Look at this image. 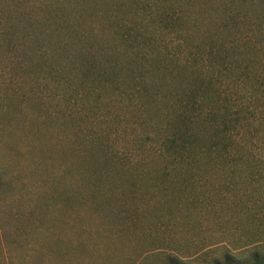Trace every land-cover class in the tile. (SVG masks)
Segmentation results:
<instances>
[{"label":"trees","instance_id":"trees-1","mask_svg":"<svg viewBox=\"0 0 264 264\" xmlns=\"http://www.w3.org/2000/svg\"><path fill=\"white\" fill-rule=\"evenodd\" d=\"M213 17L227 37L195 41ZM0 38L19 70L54 84L64 116L89 120L82 152L100 162L99 178L126 171L153 178L162 192L175 181L205 184L204 174L221 169L238 174L239 207L250 208L264 171L238 135L253 134L257 114L264 117V0H0ZM113 106L114 122L123 108L139 112L134 159L110 141ZM98 122L106 128L95 132ZM212 263L264 264V245L224 250ZM163 264L190 262L168 254Z\"/></svg>","mask_w":264,"mask_h":264},{"label":"rangeland","instance_id":"rangeland-1","mask_svg":"<svg viewBox=\"0 0 264 264\" xmlns=\"http://www.w3.org/2000/svg\"><path fill=\"white\" fill-rule=\"evenodd\" d=\"M217 33L218 41L227 37L213 17L193 37L205 43ZM7 45L0 38V264H163L168 254L213 264L224 250L264 245V179L242 210L238 174L221 169L204 174L205 184L180 189L175 181L162 192L153 189V178L126 171L99 178L100 162L82 152L89 148V120L64 116L65 100L50 96L54 84L19 70ZM27 52L33 54L31 44ZM257 102L263 110V98ZM115 110L110 141L134 159L142 137L131 129L139 112L123 108L126 115L114 122ZM259 114L253 134L242 131L238 139L248 142L264 171ZM256 197L263 203L251 208Z\"/></svg>","mask_w":264,"mask_h":264}]
</instances>
